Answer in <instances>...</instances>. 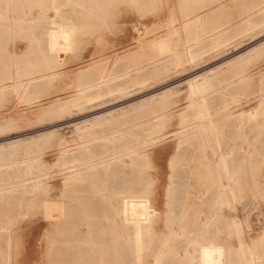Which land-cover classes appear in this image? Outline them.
Returning <instances> with one entry per match:
<instances>
[{"label":"rangeland","instance_id":"1","mask_svg":"<svg viewBox=\"0 0 264 264\" xmlns=\"http://www.w3.org/2000/svg\"><path fill=\"white\" fill-rule=\"evenodd\" d=\"M63 1L70 20L81 27V34L67 64L50 69V74L45 66L55 63L37 59L35 56L42 55L39 51H29L34 37L46 34L45 21L38 20L50 2L22 0L16 8L14 0H0V23L4 22L1 17L23 18L19 27L0 29V61L1 56H9L12 73L0 84L5 88L0 92V142L18 134L25 138L59 124L54 127L58 130L55 137L42 139L38 146V157L49 162L57 175L74 158L59 157L63 141L68 142L71 152L79 148L77 163L93 157L108 158L111 151L134 148L146 139L149 154L137 161L147 163L150 183L145 196L157 209L152 223L156 250L148 255L146 264L156 263L157 250L170 237V226L178 229L174 247L189 243L195 258L191 264H207L208 260L209 264H239V249L247 242L248 255L264 264V51L240 69L227 63L219 73H210L211 68L261 42L264 36L237 48L200 43L208 29L203 31L201 22L193 20L202 7L211 6L209 0H105L98 4L97 12L89 0L59 3ZM170 13L175 18L169 19ZM32 22L35 28H29ZM165 38L170 39V51H163L159 44ZM185 42L192 50L190 54ZM17 64L23 77L42 74L45 79L32 83L23 93L17 86ZM240 70L247 72L245 79L239 77ZM203 71L210 73V85L216 89L193 93L186 78ZM95 82L99 83L95 89L84 90ZM164 86L170 90L163 96H149ZM146 96L149 100L140 102ZM195 97H201L199 106L193 104ZM53 103L58 104L52 108ZM111 109L113 114L102 123L89 121L82 128L76 124ZM201 118L212 119L204 131L197 124ZM9 121L13 124L6 125ZM87 142L94 147L91 153L80 150L79 146ZM9 157H0V166ZM20 165L26 167L25 162ZM120 165L119 169H124ZM111 168L100 166L94 177H104ZM217 169L225 184L221 197L217 184L211 181V171ZM3 171L0 178L16 177L13 168ZM62 180L58 177L53 181L60 187ZM44 204L20 219L18 225L25 229L11 264L26 254L31 255L28 263L53 264L45 256L46 242L56 237L53 231L45 234L53 217L52 204ZM201 216L208 219L205 224L209 223L202 231L205 233L195 227ZM190 232V238L183 234ZM179 259L171 252L159 261L175 264Z\"/></svg>","mask_w":264,"mask_h":264},{"label":"bare ground","instance_id":"2","mask_svg":"<svg viewBox=\"0 0 264 264\" xmlns=\"http://www.w3.org/2000/svg\"><path fill=\"white\" fill-rule=\"evenodd\" d=\"M19 1L22 0H14L16 8H18L17 3ZM45 1L50 2V4H46V7H48L46 11L41 10L42 17L38 21H45L47 31L44 35L34 37L29 51L35 52L34 54H37L38 51L41 52V56H35L37 59L49 62L51 60V63L54 62V65L48 64L45 66L49 71L52 68H63L67 64L68 57L75 50L77 35L80 33L79 29L81 27L70 20V11L62 6V4L65 5L64 1L63 3H59L60 0ZM104 1L89 0L88 4L97 6L95 8L97 12L98 4H102ZM89 13L91 11L80 15L81 17H85ZM16 16H10L11 18L1 17L5 23H0V29L19 27L23 18ZM39 24L41 23H37V25ZM33 25L34 22H32L29 28H35ZM165 48L169 50L168 46ZM8 57L5 55L1 56L0 84L3 80L12 77L11 64L9 59H7ZM244 60L243 58L242 61ZM15 67L17 73L16 80L19 79L17 86H19V90H22L23 93L27 92L32 83L45 79V76L42 74L28 78L23 77L20 72L21 65L17 64ZM219 71L211 70L210 73L216 74ZM51 72L49 71L50 74ZM206 72L186 78L190 91L192 90L196 94H204L216 89L210 85V73ZM84 76L86 75L84 74ZM195 78L197 79L194 80ZM98 85L99 83L95 82L84 90L90 91ZM169 87L164 86L149 96H163V94L170 90L168 89ZM4 89L0 85V92H3ZM148 98L146 96L140 102L146 103L149 100ZM200 99L201 97H195L193 104L199 106ZM57 104H54L52 108ZM112 110H107L76 124L78 126L81 125L82 128L89 121L92 124L102 123L113 114ZM211 121L212 119L206 120L201 118L197 121V124L203 126L200 129L204 131ZM11 124L13 122L9 121L6 125ZM56 125L59 124L42 128L44 131L29 135L25 138L20 137L21 134H18L16 135L17 137L15 136L11 140H5L3 143L0 142V157H4L7 154L10 156L6 160L7 162H2L0 173L4 172L3 170L13 168L16 176L12 180L0 178V264H11L13 258H16L15 255H18L17 250H19L18 248H20L19 246L21 244L20 236H22L25 229L24 225H18L20 219L24 215H28L31 211L39 209L44 203L47 205L49 203L52 204L50 213H53V217L45 230V234L46 232L49 234V232L51 233L53 231L56 233V237L46 242L45 256L50 259V262L53 261V264H126L125 260L127 258L129 260V263L127 262L128 264H146L148 262V255L156 250L154 243L156 244L157 241L156 228L154 229V226H152L153 220L156 218L157 209L153 207L150 198H146L145 196V187L149 182L147 163L137 161L139 157L149 154L145 149L147 140L138 142L139 144H135L134 148L132 146L126 148L124 151H111L108 158L93 157L88 161L77 163H74V161L77 158L75 157L76 149L79 150V148H75L71 152L69 150L70 148L67 149L68 142L63 141L60 144L61 150L59 157L64 159L68 155H73L74 158H72L71 164L65 165L61 172L56 175L55 170H51V164L43 161V158L40 159L38 157L40 141L53 137L58 131L54 128ZM79 147H81L80 150L85 149V153H91L92 149H94L93 146H89L88 142ZM22 162L26 163V167L20 165ZM121 163L124 169H119ZM104 165H110L113 168L105 171L104 177H94V175L99 173L100 166ZM189 169L191 171V168ZM126 170L128 171L126 172ZM211 172V181L217 184L216 186L219 189L220 197L224 196L225 184L220 170L217 169L216 172ZM58 177L63 179L60 187L57 182L54 183L53 181ZM184 188L186 187L184 186ZM186 201L188 200H184V202ZM183 205L185 206L184 203ZM205 219V217L201 216L200 221L195 226L201 227L198 230L201 233H205L202 232L203 229H208L209 227V223L205 224L208 219ZM179 226L181 227V225ZM177 231V226H170V232H168L170 237L167 236L168 240L165 239L166 243L163 242L166 245L160 250H157L158 258L156 259V263L153 264H174L173 262L159 261L162 255L171 252L177 253L180 257V262H176L175 264H191L192 259H195L189 243L187 244L186 242L183 246H179V248L174 247V243L178 239ZM183 234L187 236L186 238H190L192 232ZM249 246L250 242L242 244L241 247L239 246V264H254V262L260 264L256 256L248 255ZM30 256L26 254L21 261L14 259V263L16 261V264H33L28 263ZM208 258L210 257L208 256ZM209 262L208 260L207 264ZM200 263L202 262L200 261Z\"/></svg>","mask_w":264,"mask_h":264},{"label":"crops","instance_id":"3","mask_svg":"<svg viewBox=\"0 0 264 264\" xmlns=\"http://www.w3.org/2000/svg\"><path fill=\"white\" fill-rule=\"evenodd\" d=\"M209 1H211L212 3L211 6H208L207 8L202 7L199 14L193 20V22L196 23L201 22L203 31H205L206 28L208 29L207 31L209 34L202 37V39H205L206 42L203 40L200 43L214 44L222 47H228L232 45L234 46V48H237L239 45L247 44L255 38L264 36V0H216L215 2L214 0ZM207 2L208 1H206V3ZM196 5L198 4L196 3ZM171 16H173L172 13L169 14V19L171 18ZM175 20H177V18ZM178 24L179 23L175 25ZM159 44L162 46L163 51L166 49V46H168L169 51L173 49V47H171L170 45V39L168 38L161 39ZM263 47L264 40L246 49L245 51L238 53L234 57L222 62L221 64L216 65L215 67L211 68L210 71L221 70L224 64L227 63L228 67H231L233 69H240L241 67L245 66V63L255 60L258 57L259 53L261 51H264ZM185 48L187 53L190 54L192 50L186 42ZM243 58L245 59L244 61H242ZM242 71L243 70L238 71V73H240L239 77L245 79L247 72L243 73ZM205 72L206 71L194 73L189 77H194L199 73Z\"/></svg>","mask_w":264,"mask_h":264}]
</instances>
